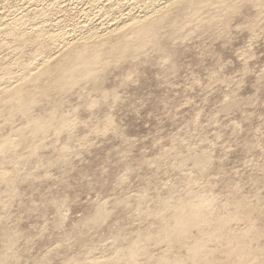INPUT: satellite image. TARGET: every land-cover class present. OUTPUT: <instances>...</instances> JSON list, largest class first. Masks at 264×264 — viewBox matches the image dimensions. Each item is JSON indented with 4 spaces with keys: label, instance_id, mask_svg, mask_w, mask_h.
Listing matches in <instances>:
<instances>
[{
    "label": "rangeland",
    "instance_id": "rangeland-1",
    "mask_svg": "<svg viewBox=\"0 0 264 264\" xmlns=\"http://www.w3.org/2000/svg\"><path fill=\"white\" fill-rule=\"evenodd\" d=\"M188 1L198 11L173 30ZM201 1L0 0L1 264H264V0ZM154 18L152 41L119 57ZM94 48L103 71L48 97L26 85L30 119H52L43 134L2 107L5 86L49 68L47 85L64 55ZM200 198V227L163 238Z\"/></svg>",
    "mask_w": 264,
    "mask_h": 264
},
{
    "label": "bare ground",
    "instance_id": "bare-ground-1",
    "mask_svg": "<svg viewBox=\"0 0 264 264\" xmlns=\"http://www.w3.org/2000/svg\"><path fill=\"white\" fill-rule=\"evenodd\" d=\"M201 2H203L206 5L208 4L207 0H203ZM186 5H187V8H191L193 10L194 14H196L195 12H197L198 11L197 9H199V4L196 5L193 1H188L181 9H179V12L177 13V15L175 17V20L172 21V23L170 24V28H172L173 30L177 29L181 25V24L179 25L178 18H179V16H181L182 10L184 9V7ZM149 7H150V9H148V7H146L147 13L150 11H153L154 5L150 4ZM176 10L178 11V9H176ZM147 17H148V15H147ZM212 20L213 19H211V21ZM137 22H135V23H137ZM163 22H164V20H162L161 18H158V19L154 18V19H152L151 23L144 25L143 27H141L138 30L136 29V31H134L133 33L136 37V40H138L136 43H138L137 46L140 49L138 50L136 47L129 49V47L126 44L123 46L118 45L116 47V50L118 52V56L123 59V57H125L126 55H131L132 53L134 54V52H137V51H140L141 49H143L142 48L143 44H144L143 40L152 41V33L151 32H155L158 27L163 25ZM18 24H19V22L15 23V25H18ZM86 39H87V37H86ZM92 39H94V38H92ZM94 51L95 52H93L92 54H90L88 56H86L83 53H78V52H76L74 54L68 53V54L64 55L62 57V59L60 60V62L56 63V65L54 66V69L56 71L55 77L52 79V81L50 83H48L47 85L41 86V87H38L36 83H38L43 76H45L47 73L50 72L49 68H45L43 71H41L34 78H27V75L24 74V77L23 76L21 77L23 81L20 79L22 83L12 93L9 94V87H7V88H6V86L4 87L5 89L3 90V92H5V93L2 95V98H1L2 99V107L5 105V103L9 102L11 107H12V111H18L21 114L26 115L30 119L31 117L28 114V112L30 111L29 108L33 104H35L37 98L36 97H30V92L27 90L26 85L27 84L36 85L35 88L32 89L31 92L32 93H39L43 97H48L47 93L49 92L50 88L57 87L59 90H63L65 88L72 87L77 82V78L82 77L84 73L87 72L89 74H92L95 71H98L95 69H99L100 71H103V69H101V67L104 64L106 65L107 62H109V61H106V62L100 61V50L98 48H94ZM99 62H101L100 67H97V64ZM51 121H52L51 118H48L46 120L30 119V121H29L30 124L28 125L29 134H31L32 136L37 135V134H39V135L43 134L50 127ZM65 126H66L65 124H62L60 127H58V129H63V128L68 127V126L67 127H65ZM21 139H23V133L22 132H21ZM11 145H12L11 139H5V140L0 141V149H8L11 147ZM0 176H2V174ZM204 207H205V201L201 198L197 199V200H188L185 202L182 201L181 203L176 205L174 207V211H175L177 217H176L172 226H168L165 229H163V231H162L163 238H165V239L169 238L171 236V234H173L174 231L181 233L184 228H186L187 226H191L192 224L196 225L194 227L199 228L200 226L198 224L201 221V215H203L202 209ZM193 208L196 209V212L193 215L194 217H192L189 222L181 221V218L186 214L185 209H192L193 210ZM102 216L103 215L100 213L97 216H95L93 219H94V221H98V219H100ZM12 246H13L12 241H10L6 245V251H5V254H4L2 260H0V264L8 256V253L10 252ZM135 247H136V245H131L128 248V252L120 253V255L117 257V260L125 259V261L127 263H129V261L131 262L133 259L132 257L134 256L133 250ZM198 249H199V245L196 243L190 248V252H192V253L196 252ZM85 264H99V263L92 261V262H88Z\"/></svg>",
    "mask_w": 264,
    "mask_h": 264
}]
</instances>
